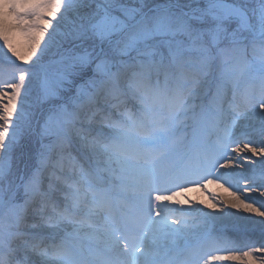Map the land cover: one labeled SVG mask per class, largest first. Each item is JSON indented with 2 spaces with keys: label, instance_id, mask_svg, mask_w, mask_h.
<instances>
[{
  "label": "rangeland",
  "instance_id": "374dc122",
  "mask_svg": "<svg viewBox=\"0 0 264 264\" xmlns=\"http://www.w3.org/2000/svg\"><path fill=\"white\" fill-rule=\"evenodd\" d=\"M223 5L235 8L232 15ZM161 55L168 59L160 60L162 72L151 59ZM146 70L154 77L142 79ZM57 75L67 80L59 82ZM242 105L246 110L240 111ZM262 110L264 0H0V228H8L0 235V261L17 264L23 248L32 264H65L49 240L35 249L34 222L51 225L66 215L89 221L82 208L93 199L83 188V179L94 185L88 175L107 176L115 188L124 184L102 167L111 156L132 162L121 154L124 141L109 128L114 122L133 127L145 117L150 133H136L140 142L154 144L158 131L170 139L158 146L176 151L195 141L200 123L198 139L206 150L224 144L223 167L242 148L264 147V121L250 116ZM161 115L172 120L157 128L150 121ZM208 182L197 188L207 193ZM214 182L264 218V167ZM71 192L83 194L77 209L66 202ZM174 209L166 214L185 229L209 233L249 226L244 236L234 234L237 242H214L221 251L199 264H246L249 257L252 264H264L254 259L264 257V249L252 247L259 240L249 231L263 233L260 223L225 211L230 222L216 224L188 208Z\"/></svg>",
  "mask_w": 264,
  "mask_h": 264
},
{
  "label": "bare ground",
  "instance_id": "6f19581e",
  "mask_svg": "<svg viewBox=\"0 0 264 264\" xmlns=\"http://www.w3.org/2000/svg\"><path fill=\"white\" fill-rule=\"evenodd\" d=\"M156 61H160V59H156ZM56 80H58L59 82L61 80L66 81L67 78L64 75L63 76L57 75ZM128 82L130 83V81ZM244 107L245 105H242L240 107L241 108L240 111L246 110V108ZM250 116L251 117L258 116L259 120L264 121V110L253 112L250 114ZM95 122L96 120L93 119L92 124L98 126V124H95ZM139 124L140 127H138V130L140 132L147 131V129L143 126V122H139ZM109 128H113L115 130L116 128H118V130H120V132H117L115 130L113 131V135L116 138H118L120 142H122L121 138H123V140L131 138L130 132L133 130V128L128 125H125L124 123L120 122L117 126V122H114L112 126H110ZM128 146L129 144L125 146V148H128ZM96 155H100V153H97ZM135 156L141 160L139 161L136 160L135 162H127L126 160H124L119 156H111L109 157V159L106 160V162L102 166L103 169H105L104 171H106L109 174L114 173L118 179H121L127 185V188H123V191L126 193V195L123 196L124 198L123 199H119L120 197L118 198L120 204L125 202L128 205H131V202H128L125 199L128 198L132 201H135V203L138 205L142 204L143 206L142 205L141 206L149 210L150 213L151 212L157 213L155 218L156 222L154 223L155 226L154 225L144 226L145 230L143 231H146L147 233L146 236L142 234L138 239L140 241L139 247H141V250L137 251L135 255L131 256L130 254H124L126 253L125 249L130 248L129 244L124 245L119 235H117L115 230L109 225V223H107L104 220L99 222V224L96 223L97 228H92L85 223L75 224L67 219L55 220L53 223H51V225H48L46 223L34 222L33 220H29L27 222L26 219L23 222L30 223V221H32L35 223L33 226V229L35 231L33 233L34 235L31 236V239H33L35 242L37 240H40L41 239L40 237H44V236L49 237L51 235L64 240L71 239L75 242L72 243L80 250V253H82V251L88 252L92 248H94L95 252L93 253V256H95L96 258L95 261L98 264L100 263L97 261V257L100 258L99 256L100 253L104 254L106 257L103 258V260H101L102 264H112V262L110 261L112 259H110L109 255H112L113 257H117V256L129 257L130 259H134L135 264H151L153 263L151 262L153 261V258L161 257L163 253L170 251L171 249H175L179 245L181 246L183 245V243H181V240H177L178 238H180L181 234H178V236L175 237L174 234L170 233L169 231L167 232L164 229H173L174 231H176L177 229L179 233H182L184 235L183 236L184 238H192L189 239V241L191 242L188 243L186 242V244L192 243V241L198 239L200 237L198 233L202 235L206 234L207 232H205L204 230L195 229V228L185 229L177 222L171 223L164 219L162 214L165 213V209L161 210L159 208L163 205H167L168 201L167 202L165 201L166 198H160L161 200L156 201L159 198L158 194H155V192H153L149 188V186H145L146 182H143V180L141 182L140 177H143L144 175H148L147 173L148 166L143 163L144 158L136 154ZM167 164H168L167 162L163 163V165H167ZM263 167H264V147L261 146V148L258 149L242 148L239 153L235 154V157H233V159L229 163L223 166L222 172L217 174L215 178L221 177L222 175L225 174L239 173V170H245L248 172L250 171L256 173L258 168H263ZM123 172H125V174L127 175L125 176L122 175ZM166 175L170 177V173L169 175L168 174ZM203 176L204 174L201 175L199 178H202ZM206 187H208L209 189L207 193H205L201 189H197L195 191L190 190L187 192H180V193H184L185 197H182L181 195H179L180 194L179 193L177 196L170 198L169 199L171 200L170 206L176 207L178 205V207H183L185 210H187L186 208H188V212H191L192 214H196V215L197 213L202 214L205 216V219L211 220V222L216 224L219 223L228 224L230 222L229 218L225 214V211H227L230 212L232 216H234L239 220H242L244 222L250 221L254 223V225H259L258 223H260L264 227V218H261V214L257 208L246 206V204L242 202L241 198L238 197L235 199L231 198L228 192L222 186L218 185L214 181H210ZM136 188L137 190H135ZM138 189L139 190L141 189L142 192L139 193ZM157 190L160 191L159 188H157ZM209 193L213 194L212 197L211 195H209ZM205 194H208L209 196ZM211 198L213 201L210 200ZM65 199L67 204H70L74 208H78L74 194L73 195L68 194L67 197H65ZM179 203L181 205H179ZM220 203H222V205L224 206L223 208L219 207ZM192 204H195L197 206L194 207L195 205ZM87 209L88 210H85V212L92 216V214L98 210V206L92 205V207H89L87 205ZM126 215L129 216L128 214ZM129 219H130V225L131 226L134 225L133 228L134 227L139 229L142 228V226L139 225V223L136 222L135 219L131 218L130 216ZM158 222H160L159 225H157ZM245 227L248 229L249 226H245ZM154 229H157L159 231H155ZM6 231H8L7 227L0 228V235L5 233ZM249 231H251L250 233H252L253 237H255L257 240L259 241L264 240V232L258 233L255 232L254 229H249ZM259 241L256 242V245L253 244L252 247H257L260 250L264 249V243L258 244ZM0 246H2V243H0ZM133 247L134 245L132 246V248ZM21 249H22L21 252L24 253V255L21 254V257L25 258V254L29 255L30 251L23 248ZM80 258L74 260L72 264H83V261L80 260ZM233 258L234 260L238 261V263H242L237 256H233ZM10 259L11 258H9V260L2 259L0 261V264H9ZM254 259L258 261H262L264 260V257L263 255H258V258L255 256ZM247 261L246 264H252L253 260L252 258L249 257ZM55 262L56 261L49 260V263L46 262L44 264H56ZM208 263L213 264L212 262L211 263L207 262L206 264ZM17 264H24V261L22 259L18 260Z\"/></svg>",
  "mask_w": 264,
  "mask_h": 264
}]
</instances>
